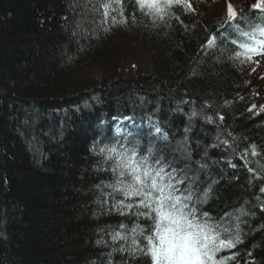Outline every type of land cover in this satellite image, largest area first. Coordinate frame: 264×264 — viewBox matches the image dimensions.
Segmentation results:
<instances>
[{"label":"trees","instance_id":"obj_1","mask_svg":"<svg viewBox=\"0 0 264 264\" xmlns=\"http://www.w3.org/2000/svg\"><path fill=\"white\" fill-rule=\"evenodd\" d=\"M228 3L244 20H261L253 5L264 0ZM122 4L127 23L113 24L124 18L118 0H0V264H151L113 252L127 246L112 241L114 232L130 243L131 229L147 234L151 221L121 215L111 198L98 202L115 177L94 144L166 152L191 184L198 216L233 232L240 224V242L218 258L264 264V104L246 88L245 56L231 45L206 47L226 12L188 23L173 7L154 20L134 0ZM116 45L123 55L146 48L157 69L121 75ZM91 65L104 68L99 81L82 72Z\"/></svg>","mask_w":264,"mask_h":264},{"label":"snow or ice","instance_id":"obj_2","mask_svg":"<svg viewBox=\"0 0 264 264\" xmlns=\"http://www.w3.org/2000/svg\"><path fill=\"white\" fill-rule=\"evenodd\" d=\"M118 2L121 4L119 14L124 18L117 21L116 17L112 16V23H127L122 0ZM173 2L174 0H134V5L145 16L163 20ZM110 7L109 4L103 5L105 20L110 15ZM254 7L258 8L260 5ZM132 17L134 21L135 13ZM220 29L221 31L207 39L206 47L231 45L237 58L243 55L249 60L252 54L264 53V39L256 38L257 34L264 37V25L244 20L231 3L227 5V15ZM196 115L195 111L191 113L192 117ZM205 119L212 122L211 116ZM220 119L223 120V116ZM119 131L120 129H117V132ZM155 132L160 133L161 128L156 127ZM252 147L253 155H256L255 145ZM91 151L103 155L105 162L112 161L108 170L115 177L113 183L106 185L112 191L104 193L101 190L105 198L103 201L98 199V202L106 204L111 198L114 201L112 208L121 215L131 213L151 221L147 234L140 225L131 229L130 243L128 235L114 232L111 235L112 241H125L127 246L121 244L119 248H113V252H126L133 257L142 254L150 257L151 264H227V261L235 259L234 255L218 258V254L234 249L240 242L239 222L233 232L229 227L214 223L207 212L198 216L196 207L189 203L194 198L191 184L186 188L180 187L185 184L186 176L178 175V169L166 162L162 150L157 155L155 146H149L147 152L141 154L138 145H121L118 148L116 144H105L103 147L94 144ZM169 168L171 171L166 170ZM96 187L100 188V185ZM260 192L264 193V187L260 188ZM117 193L122 199H116ZM208 195L209 190L204 191L199 200H206ZM261 207L264 210V205ZM236 219L238 221L239 217ZM120 227L125 228V225ZM140 237L147 241L146 245L141 246ZM96 243L101 244L104 241L101 239Z\"/></svg>","mask_w":264,"mask_h":264},{"label":"rangeland","instance_id":"obj_3","mask_svg":"<svg viewBox=\"0 0 264 264\" xmlns=\"http://www.w3.org/2000/svg\"><path fill=\"white\" fill-rule=\"evenodd\" d=\"M227 1L229 2V0H174L169 8H176L175 10L179 12L180 17L188 23H192L193 18L198 14L203 15L201 17L209 16L207 18L215 21L218 14L222 15L223 12H227L225 6ZM120 47L116 45L113 49L111 48L112 54L111 52L110 54L116 61H119L118 65H120L119 72L121 75L135 73L136 71L150 73L157 69L158 65L156 59L151 58V52L148 54L146 48L144 49L142 46L134 47L127 52V55H123ZM247 66L248 67L244 69L243 75L245 76L246 88L248 90H255V96L257 94L258 97H261L260 102L263 101L264 104V53L253 54L250 64ZM103 70L104 68L99 65H91L82 72H85L87 78L99 81L103 76ZM126 103H129V101L126 100ZM261 103H259V105Z\"/></svg>","mask_w":264,"mask_h":264},{"label":"bare ground","instance_id":"obj_4","mask_svg":"<svg viewBox=\"0 0 264 264\" xmlns=\"http://www.w3.org/2000/svg\"><path fill=\"white\" fill-rule=\"evenodd\" d=\"M145 113H146V112H145ZM156 127H157V126L152 127V128L155 129ZM108 128H109V127H108ZM91 130H92L91 132H92V133H95L96 135H99V134L103 133L102 131H100V130H102V128H100V127H95V126H93V127H91ZM104 131L106 132L107 129H105ZM91 132H90V133H91ZM105 132H104V133H105ZM92 133H91V134H92ZM160 151H161V150H157V155L160 154ZM162 151H163V150H162ZM163 154H164V156H165V158H166V152L163 151ZM192 181H194V180H192ZM188 185H189V182H188L187 180H185V184L180 185V187H181V188H186Z\"/></svg>","mask_w":264,"mask_h":264}]
</instances>
